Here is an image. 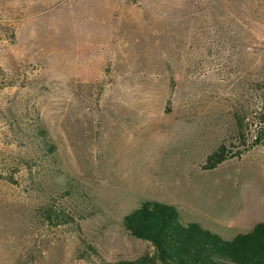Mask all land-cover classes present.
<instances>
[{
  "label": "rangeland",
  "instance_id": "obj_1",
  "mask_svg": "<svg viewBox=\"0 0 264 264\" xmlns=\"http://www.w3.org/2000/svg\"><path fill=\"white\" fill-rule=\"evenodd\" d=\"M263 76L264 0H0V264L152 254L123 227L145 201L226 240L264 222V146L202 169Z\"/></svg>",
  "mask_w": 264,
  "mask_h": 264
},
{
  "label": "trees",
  "instance_id": "obj_2",
  "mask_svg": "<svg viewBox=\"0 0 264 264\" xmlns=\"http://www.w3.org/2000/svg\"><path fill=\"white\" fill-rule=\"evenodd\" d=\"M253 119L235 114V138L221 143L206 159L202 169L213 170L225 161L238 158L243 152H234L233 141L244 145V151L264 146V76L255 84ZM39 137L45 132L38 129ZM53 152L54 146L49 145ZM14 183V179L8 180ZM72 213L45 211V219L57 226L74 223ZM124 229L134 238L149 242L152 254L119 264H264V222L245 234L230 240L204 229L195 223H184L178 212L157 201H145L123 219Z\"/></svg>",
  "mask_w": 264,
  "mask_h": 264
}]
</instances>
